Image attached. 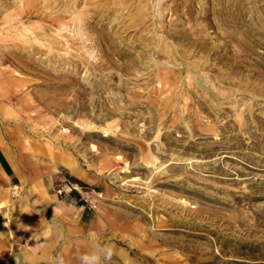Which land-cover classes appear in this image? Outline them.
<instances>
[{
    "label": "rangeland",
    "instance_id": "374dc122",
    "mask_svg": "<svg viewBox=\"0 0 264 264\" xmlns=\"http://www.w3.org/2000/svg\"><path fill=\"white\" fill-rule=\"evenodd\" d=\"M1 155L13 264H264V0H0Z\"/></svg>",
    "mask_w": 264,
    "mask_h": 264
},
{
    "label": "crops",
    "instance_id": "0c3cea01",
    "mask_svg": "<svg viewBox=\"0 0 264 264\" xmlns=\"http://www.w3.org/2000/svg\"><path fill=\"white\" fill-rule=\"evenodd\" d=\"M0 166L2 167V171L5 176H8L11 174V167L7 161V159L1 155L0 156ZM50 187V185H48ZM50 202V209L53 210L54 213L61 214L63 218H66L64 213L70 214V221L75 224V227H78L79 224V231L84 228L88 231V228H90L91 231H95L100 233L105 226V223L102 219V217L97 213V214H92L88 218L87 213L83 209H75V206L71 204V202H64V201H53ZM79 208V207H78ZM94 232V234H96ZM93 233V232H92ZM17 249V247H15ZM2 255V256H1ZM21 258V256H20ZM0 264H13L12 262V257L9 255L8 252L3 253L0 249Z\"/></svg>",
    "mask_w": 264,
    "mask_h": 264
},
{
    "label": "bare ground",
    "instance_id": "6f19581e",
    "mask_svg": "<svg viewBox=\"0 0 264 264\" xmlns=\"http://www.w3.org/2000/svg\"><path fill=\"white\" fill-rule=\"evenodd\" d=\"M194 3V2H193ZM203 4V3H202ZM205 4V3H204ZM214 4V3H213ZM182 4H180V6H181ZM195 5V4H194ZM179 6V5H178ZM188 6H189V4H188ZM187 6V7H188ZM203 6V5H202ZM177 7V6H176ZM186 7V8H187ZM182 8V7H181ZM190 8V7H189ZM200 8V7H199ZM208 8V7H207ZM184 9V8H183ZM191 9V8H190ZM176 10V9H175ZM188 10V9H187ZM174 11V10H173ZM192 11V10H191ZM209 11V10H208ZM217 11V10H216ZM181 12H182V10H181ZM188 12H190V11H188ZM210 12V11H209ZM192 13V15H194L193 14V12H191ZM195 14H196V12H195ZM201 14V13H200ZM206 14V13H205ZM225 14V13H224ZM234 14V13H233ZM232 14V15H233ZM180 15L181 14H179V16L178 17H180ZM184 15V14H183ZM186 15H187V13H186ZM191 14H189V16H190ZM191 15V16H192ZM215 15V14H214ZM240 15V14H239ZM188 16V15H187ZM73 17V16H72ZM184 17V16H183ZM193 17V16H192ZM221 17V16H220ZM194 18V17H193ZM196 18V17H195ZM243 18H244V16H243ZM259 18V17H258ZM178 19V18H177ZM182 19V18H181ZM191 19V18H190ZM257 19V18H256ZM160 20V19H159ZM183 21H184V19H182ZM187 20V19H186ZM185 20V21H186ZM193 20H195V19H193ZM232 20V19H231ZM173 21H174V19H173ZM234 21V20H233ZM225 22V21H224ZM260 22V21H259ZM167 23V22H166ZM184 23V22H183ZM193 23V22H192ZM212 23V22H211ZM227 23V22H226ZM229 23V22H228ZM186 24H188V23H186ZM194 24V23H193ZM205 24V23H204ZM217 25V24H216ZM192 26V25H191ZM182 27V26H181ZM195 27V26H194ZM208 27V26H207ZM189 28V27H188ZM198 28V27H197ZM187 29V28H186ZM189 29H192V28H189ZM200 30V29H199ZM180 31V30H179ZM195 31V30H194ZM198 31V30H197ZM204 31V30H203ZM178 32V31H177ZM182 32V31H181ZM186 33V32H185ZM175 34V33H174ZM191 34V33H190ZM182 35V34H181ZM196 35V34H195ZM201 35V34H200ZM184 36V35H183ZM193 37V36H192ZM191 37V38H192ZM206 38V37H205ZM183 39V38H182ZM196 39V38H195ZM199 40L201 39V38H198ZM192 40H194V39H192ZM192 40H191V42H192ZM198 41H196V43H197ZM257 43V42H256ZM200 44V43H199ZM193 45V44H192ZM227 45V44H226ZM189 46V45H188ZM252 46V45H251ZM211 48V47H210ZM207 49V48H206ZM226 49V48H225ZM154 50V49H153ZM239 53H240V51H239ZM227 54V53H226ZM235 54V53H234ZM223 56V55H222ZM229 56V55H228ZM224 57V56H223ZM234 57V56H233ZM232 57V58H233ZM237 58V57H236ZM241 58V57H240ZM246 59V58H245ZM242 60H244L243 58H242ZM224 62V61H223ZM233 62V61H232ZM232 62H230V63H232ZM262 64V63H261ZM230 65V64H229ZM238 65V64H237ZM242 65V64H241ZM237 67V66H236ZM240 67V66H239ZM237 70H239V68L237 69ZM254 70V69H253ZM242 71H244L243 69H242ZM246 71V70H245ZM259 73V72H258ZM232 75V74H231ZM234 75H235V73H234ZM233 75V76H234ZM244 75V74H243ZM250 75H251V73H250ZM228 78V77H227ZM241 80V79H240ZM255 80V79H254ZM256 81V80H255ZM259 82H260V80H259ZM262 82H263V80H262ZM230 84V83H229ZM234 87V86H233ZM248 106V105H247ZM64 163V162H63ZM67 169H69L71 172H75V167L71 164V163H66L65 165H64Z\"/></svg>",
    "mask_w": 264,
    "mask_h": 264
},
{
    "label": "clouds",
    "instance_id": "9594fccd",
    "mask_svg": "<svg viewBox=\"0 0 264 264\" xmlns=\"http://www.w3.org/2000/svg\"><path fill=\"white\" fill-rule=\"evenodd\" d=\"M108 248V252L106 255L103 257V259H108L109 253H110V248L109 246L106 245ZM81 264H100L101 257L95 254L94 252H88L80 257Z\"/></svg>",
    "mask_w": 264,
    "mask_h": 264
},
{
    "label": "built area",
    "instance_id": "2783aa9c",
    "mask_svg": "<svg viewBox=\"0 0 264 264\" xmlns=\"http://www.w3.org/2000/svg\"><path fill=\"white\" fill-rule=\"evenodd\" d=\"M59 193H61V191L59 190Z\"/></svg>",
    "mask_w": 264,
    "mask_h": 264
}]
</instances>
